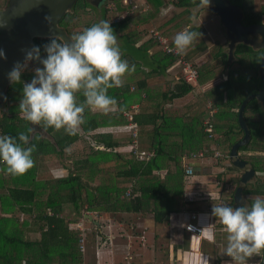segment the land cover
<instances>
[{
    "label": "trees",
    "instance_id": "1",
    "mask_svg": "<svg viewBox=\"0 0 264 264\" xmlns=\"http://www.w3.org/2000/svg\"><path fill=\"white\" fill-rule=\"evenodd\" d=\"M6 1L0 0V5ZM146 1L149 11L144 22L136 19L134 13L120 22L113 21L116 10L106 9L103 13V20L111 23L125 44L122 58L136 66L131 76L139 75L138 78L126 76L123 87L109 90V95L125 106V110L107 115L86 111L84 136H69L63 130L51 128L47 132L52 140L30 133L31 144L36 145L35 166L18 176L0 171V264H84L80 239L83 232L88 242L87 229L81 231L71 225L85 217L89 221L87 212L96 214L91 224L101 236L110 217H120L121 223L133 228L140 227L138 223L147 224L149 218L157 225L168 226L172 216L187 210L198 211L190 207L201 201L188 203L185 198V154L208 150V155L214 156L220 151L221 156L215 160L230 161L228 171L238 170L242 174L230 157V149L244 135L238 122L242 102L262 88L259 74L262 48L236 43L230 60L226 45L217 41L208 47L204 40L207 29L196 26L192 16L182 17L200 0H179L175 6L182 8V12L162 23L158 30L173 45L174 36L186 28L201 33L200 40L185 55L198 70L197 85L208 88L182 106H168L192 94L197 85L186 83L182 77H172L166 88L162 83L155 86L149 83L150 79L166 78L169 71L181 67L178 59L164 53L156 40L151 38L141 43L147 34L141 26L152 22L149 14L158 13L163 5L162 0ZM236 1L241 6V0ZM261 6L264 14V5ZM88 8L86 0H78L61 20L60 26L71 37L94 25V15ZM51 39L35 40L45 56L44 46ZM155 47L159 51L152 53ZM135 51L142 52L144 57L137 59L132 55ZM204 54L212 57V61L199 65L195 60ZM34 75L25 72L21 81L30 83ZM22 82L13 83L8 111L0 112V135L18 138L20 132H27L30 127V122L19 113ZM79 99L82 101L84 97ZM134 104L140 106L135 115L139 145L155 151L149 161L138 159L129 151H119L133 141L124 112ZM209 106L215 111L211 117L215 134L212 138L203 124ZM245 118L252 137L247 145L240 147L238 160L250 164L256 172L243 193L249 205L253 197H264V109L260 101L252 99L247 104ZM124 129L127 134H117L124 133ZM4 167L0 163V169ZM239 180L240 177H232L230 181L235 189ZM234 192L224 200L220 197L221 204L233 207ZM140 229L137 236L143 235Z\"/></svg>",
    "mask_w": 264,
    "mask_h": 264
},
{
    "label": "clouds",
    "instance_id": "2",
    "mask_svg": "<svg viewBox=\"0 0 264 264\" xmlns=\"http://www.w3.org/2000/svg\"><path fill=\"white\" fill-rule=\"evenodd\" d=\"M210 2L200 0L199 7L208 8ZM200 37L199 31L185 29L174 36L173 43L176 50L184 54ZM44 50L46 58H42L40 48L34 46L26 53L24 63L17 62L8 74L10 82L21 83L29 62L35 60L43 64L42 69H35L30 83L22 82L19 113L31 125L77 136L86 123V111L107 115L125 110V106L109 95V90L123 87L125 77L134 73L136 66L122 58L118 36L111 23L101 20L73 35L70 41L56 35ZM0 57H4L3 51ZM80 96L84 97L82 101ZM34 131V127H29L27 132H20L18 138L0 135V163L5 165L0 171L18 176L35 166L36 145L31 144L29 135ZM212 215L223 226L226 233L223 253L231 257L234 264H248L254 255H264V197H253L251 204L239 208L214 204ZM201 264H209V261L202 257Z\"/></svg>",
    "mask_w": 264,
    "mask_h": 264
},
{
    "label": "water",
    "instance_id": "3",
    "mask_svg": "<svg viewBox=\"0 0 264 264\" xmlns=\"http://www.w3.org/2000/svg\"><path fill=\"white\" fill-rule=\"evenodd\" d=\"M77 1L7 0L5 7L0 9V51L4 53V57H0V101L5 100L6 90L12 83L8 77L9 72L17 62L24 63L26 53L35 46L36 39H50L56 35H61L70 41L71 36L60 26V22L73 9ZM111 1L115 3L119 13L125 10L120 0ZM209 7L221 18L222 26L225 28L229 39L227 50L230 54V60H232L236 43L250 44L252 42L251 36L260 40L259 43L263 50L259 66L262 88L258 93L248 96L242 102L238 122L244 131V135L230 149V157L233 159L234 165L242 171L238 186L234 192L233 202V208H239L246 205L243 193L248 182L256 175L254 168L250 164L238 160V152L240 147L247 145L252 137L250 127L245 118L247 104L252 99H257L264 109V25L253 24L244 26L240 10L231 5L229 0H211ZM41 57L46 58L43 53H41ZM30 63L35 68H43V64L38 61L33 60ZM30 127L35 128L32 135L39 132L42 137L52 140L49 133L39 126H33L30 123ZM79 134L85 135L83 127ZM87 217L92 219L91 216ZM259 264H264V255Z\"/></svg>",
    "mask_w": 264,
    "mask_h": 264
},
{
    "label": "crops",
    "instance_id": "4",
    "mask_svg": "<svg viewBox=\"0 0 264 264\" xmlns=\"http://www.w3.org/2000/svg\"><path fill=\"white\" fill-rule=\"evenodd\" d=\"M170 73L172 72L170 71ZM170 79L171 77L168 76L166 78L156 76L150 79L149 83L152 86H155L158 83H162L163 87L166 88L169 85L166 83L170 82ZM199 88H201L199 91V93H201L205 91L208 87L205 86ZM182 99H177L173 102V104H169L168 106H182L188 102ZM224 166L230 167V164H224V161L217 162L215 159L212 160L211 163H203L202 161H199L198 163H196L195 166L196 173L195 176L192 178V185H186V190H191L192 186L195 189L194 191L208 193L209 195H211V198L203 200L197 203L196 205H193V207H190V209L195 208L196 210L200 211V224L203 221L206 223V226L213 225V227L205 229V233L201 237L191 235L190 233L184 231V224L189 219L188 210L184 213L172 216L171 223L175 221L177 226L174 229L172 228L171 223L168 226L157 225L154 223V221H152V219L150 220V218L147 224L138 223V226L140 225V227L143 229L141 231L143 235L136 236L133 241L135 244L138 243L139 245V251L138 253L136 252L138 255H136V259L134 262L135 264H172L173 251H175L177 254L174 255V261H177L178 264H201L202 257L207 259L209 261V264H217L216 260L220 261L221 259V262H224L226 259H228V256L223 253L226 245V233L223 231V226L220 224L217 218L212 215V213L207 211L208 206L218 203L219 197L227 198L230 195V189V191H222L218 186L223 181V173H220L218 171V167ZM233 173V177L241 178L242 174L238 170H233ZM216 183L217 186L215 188H213L212 190H208L209 186L215 185ZM230 184L233 187V184ZM115 219L116 217L114 219L113 217H110L108 219V224L105 222L106 225L100 232L101 236L103 237V244L105 243L106 245H108L110 243L111 235H114L116 237V235L112 233V229L114 227L113 224H117ZM103 221L105 220L103 219ZM118 225V228L122 229L123 227H125L126 224L120 223ZM109 230L111 231L109 232ZM139 230L141 229H138L136 231ZM107 232H109V234ZM173 235L174 237H176V239H173ZM218 235H224V240H222V243H220L219 248H217L215 243L211 244L210 246L207 245L206 247H203V243L207 241V239L216 237ZM126 244L127 246L125 244H120V246H123L124 249H128L129 252L130 247L133 244L128 243L127 241ZM117 245L119 246V244ZM100 246L101 243L97 242L96 249L99 250ZM112 246H114V243ZM103 250H105V253L109 251L108 253L111 254H107V257H103L102 254H98L96 256V264H124L121 259L117 260V257L115 256L116 249L113 252V248L107 246L103 248ZM128 258L132 259L133 256L127 257L126 255L122 260H125V262L127 260H131ZM226 263H229V261H226Z\"/></svg>",
    "mask_w": 264,
    "mask_h": 264
},
{
    "label": "rangeland",
    "instance_id": "5",
    "mask_svg": "<svg viewBox=\"0 0 264 264\" xmlns=\"http://www.w3.org/2000/svg\"><path fill=\"white\" fill-rule=\"evenodd\" d=\"M163 1V5L161 6V9L158 13L151 15V13L149 14V17H151V19L153 20L152 22L150 21L151 19H148L150 22L145 23L143 26H141V30H147V34L145 36V38L142 40L141 43L146 42L147 40L151 39V35L150 33L152 31H158L160 32V30H158L160 27V25H162V23H165L167 21H169L170 19H172L176 14H180L182 12V8H178L175 6V4L178 3L179 0H162ZM6 3V2H5ZM4 3V4H5ZM128 3H132V5L128 4ZM262 3V0H244V5H245V9L248 13V17L251 20L254 21H261V15L258 11L260 5ZM3 4V5H4ZM122 7L125 8V10L121 13L118 12V14L115 15V18H117L118 16L122 17L125 14L132 15L134 13V15L136 16V19H142V21H147L146 18L148 16V14H146L149 11V5L147 3L146 0H129V2H122L121 3ZM114 6V5H112ZM116 7V6H115ZM135 7H137L136 9H134ZM199 8V7H198ZM91 13L93 15H95V19L96 22L94 24H97L101 21V12L99 10H90ZM151 15V16H150ZM117 16V17H116ZM192 16V20L194 22V24L196 26H200L203 25L206 27V29L208 30V34L205 36L204 40H205V45H207L208 47H211L213 43L219 41L221 44L226 43V39L224 38L223 34H222V27H221V22H220V18L215 15L213 12L209 11L207 8L206 9H202L201 11L195 7L191 8V12L186 13L185 15H183V18H191ZM153 17V18H152ZM154 22V23H153ZM264 22V20H263ZM187 29V28H186ZM185 30V29H184ZM121 39L118 38V42H119V46L121 48V50H123L125 44L124 42L121 43ZM158 47H155L154 49H152V53H155L158 50ZM124 52V51H123ZM133 56H136L137 59H141L143 56L142 52L139 51H135L133 54ZM212 61V57H210L207 54H204V56L202 57H198L195 62L198 63L199 65L203 64L204 62H209ZM191 62V61H190ZM194 63V62H193ZM30 68V67H28ZM27 68V69H28ZM138 69V68H137ZM136 71V70H135ZM172 73H170V71L168 72V76L172 77H181L182 76V70L179 69H174L171 70ZM130 76V78H138V74L131 76V75H127V78ZM201 86H196L195 91L186 96L185 98H183L186 101H189L192 97H194L196 94L199 93L200 89L199 88ZM182 99V100H183ZM124 133H117L119 134H127L125 132H127L125 129L123 130ZM115 133V132H114ZM84 136V135H83ZM87 137H89L88 135H86ZM140 146V145H139ZM141 148V146H140ZM129 150V145L123 148H120L119 151H128ZM224 164H230L231 167V162L228 160H224ZM229 167L228 166H224V167H218V171L220 173H223V181L221 184H219V188L222 191H228L229 189L231 190L230 193L234 192L235 187L230 184L231 179L234 175L233 171H228ZM55 172V171H54ZM56 174V172H55ZM192 182V181H191ZM192 185V184H191ZM217 186V183L215 185L209 186L208 190H212L213 188H215ZM232 187V188H231ZM191 190H195L192 186H191ZM229 190V191H230ZM211 198V197H210ZM224 200V197H223ZM86 216H91L92 219H89V221H86V217L83 218L79 223L82 224V226H84V228L87 229V238H88V242L86 241V248L84 251V256H85V263L84 264H94L96 262V256L99 254H102L103 257H107V254H111L108 253L109 251H107L106 253L104 252L105 250H103V248L109 246L110 248H113V252L115 251V256L117 257V260H120L124 262V264H127V261L125 262L124 257L127 255V257H132L133 258H128L131 259L128 261V264H135V259H136V255H138V251H139V245L138 243H134V239L137 236V228H133L130 225H125V227H123L122 229H119V225L121 223L120 221V217H117L116 223L117 224H113V229H112V233L116 235V237L113 235H111V241H110V245H106L105 243L103 244V237L102 236H98L96 234L97 230H95V228L93 227V225L91 224L92 221L94 220V216L96 215L93 212H87L85 214ZM138 223V221H137ZM141 223V222H140ZM201 224L203 225L204 228H206V223L205 222H201ZM71 226H75V224H72ZM172 228L174 229L176 226V222L173 221L171 223ZM89 229V230H88ZM140 229V228H138ZM111 230H109L110 232ZM109 232H107L109 234ZM173 239H176V237H174L173 235ZM222 240H224V235H218L216 237H212L207 239V241H205L203 243V247H206L207 245L210 246L211 244L215 243L217 248H219L220 243H222ZM126 241L128 243H132L133 245L130 247V251L128 252V249H124L123 246H120L126 244ZM97 242L101 243L100 249L97 250ZM136 242V241H135ZM139 242V241H137ZM114 243V246H112ZM119 244V246L117 245ZM176 250V248H175ZM100 251V252H99ZM219 251V250H217ZM137 252V253H136ZM126 254V255H125ZM174 255H177L175 251H173V256H172V260L173 263L172 264H178L177 261H174ZM263 257V255H254L253 257H251L248 260V264H259L262 260L260 257ZM178 260V259H177ZM221 260V259H220ZM226 261H229V263H226ZM233 263H232V262ZM216 263L218 264V260H216ZM221 264H234V261L232 260L231 257L228 256V259H226L224 262H221Z\"/></svg>",
    "mask_w": 264,
    "mask_h": 264
},
{
    "label": "built area",
    "instance_id": "6",
    "mask_svg": "<svg viewBox=\"0 0 264 264\" xmlns=\"http://www.w3.org/2000/svg\"><path fill=\"white\" fill-rule=\"evenodd\" d=\"M124 2H129V0H124ZM130 4V3H128ZM132 5V3L130 4ZM135 7L134 9H136ZM128 15L125 14L124 16L120 17L118 16L115 20V22H120L124 19V17H127ZM151 38L156 40L159 43V47L162 49V51L166 54L173 55L178 59V64L181 67L182 70V80H184L186 83L197 85L198 79H199V73L197 68L194 66L192 62H190L185 53L181 54L179 53L175 45H173L168 37H165L161 32L158 31H152L150 33ZM134 89V88H132ZM210 111L208 116L204 119V127L205 132L208 133V137L212 138L214 134V126L211 122V117L214 115L215 111L212 110L209 106ZM140 111V106L138 104H134L131 106V109L129 111L124 112V116L126 117L128 121V130L130 133L131 139L133 140L132 143L129 145V152H131L133 155H135L138 159L149 161L151 158L154 157L155 151H149L146 149H142L139 146V142L137 140L138 138V124L135 120V115L138 114ZM221 156L220 151H216L214 156L208 155V150L201 151L198 153H189L185 154L183 156V167H184V173H185V179L187 182V185H191L192 178L195 176L196 173V163L199 161H202L203 163L212 162L215 158H219ZM211 197L208 193H202L194 190H187L185 193V198L188 203H195L203 200H207ZM219 199V204H221V199ZM218 204V205H219ZM214 205L208 206V212L212 213ZM83 224V223H82ZM82 224L77 223L75 226H71V228L74 229H80L81 231H84L85 228L82 226ZM184 230L190 233L191 235L201 237L204 235L205 231H203L205 228L200 224V213L198 211H193L189 213V219L184 224ZM86 248V239L83 232H81V239H80V249L84 253Z\"/></svg>",
    "mask_w": 264,
    "mask_h": 264
},
{
    "label": "flooded vegetation",
    "instance_id": "7",
    "mask_svg": "<svg viewBox=\"0 0 264 264\" xmlns=\"http://www.w3.org/2000/svg\"><path fill=\"white\" fill-rule=\"evenodd\" d=\"M86 1L89 4V8H88L89 10H92V9L96 10L97 9V10H99L101 12V20H103V13H104V11L106 9H109L111 11L116 10V13L118 14V10L115 7V3H113V1H111V0H86ZM120 1L122 3L124 0H120ZM229 2H230L231 5L235 6L236 8H238L240 10V12H241V20H242V24L244 26H251L253 24L264 25V22H263L264 14L260 10L261 7H262L261 5H264V0H262V3H261V5H260V7L258 9V11H259V13L261 15V21H254V20L249 19L248 13H247V11L245 9L244 0H241V6L236 0H229ZM6 4H7V1H6V3L4 5L3 4L0 5V9L4 8ZM112 5H114V6H112ZM198 7H199V4L196 5L195 8H197V10L199 9L200 11L202 9H206V7L205 8H200V7L198 8ZM207 9L209 11L213 12L216 15V13L210 7H208ZM125 18L126 17H124V19ZM94 19H95V15H94ZM115 20H116V18L113 19L114 22H115ZM94 22H96V19L94 20ZM220 22H221V18H220ZM221 27H222V34H223L224 38L226 39L225 45H226V48H227V46H228L227 43H228L229 39H228V36L226 34L225 28L222 26V22H221ZM251 39H252V42L250 43V45L261 47V44L259 43L260 42L259 39L255 38L253 36H251ZM35 46H36V44H35ZM262 53H263V50H262ZM28 67H30V68H28ZM35 69H36L35 66L32 63L29 62L27 64V67L24 69L23 73L29 72V71L35 73ZM23 83H27V82L24 81ZM12 85H13V83H11L10 86L8 87V89L6 90V99L4 101H0V112H1V114L3 112H7L8 111V108H7L8 107V97H9V91L11 90ZM20 116L23 117L21 114H20ZM40 128H42V127H40ZM35 134H40V133L37 132ZM35 134H33V135H35Z\"/></svg>",
    "mask_w": 264,
    "mask_h": 264
}]
</instances>
